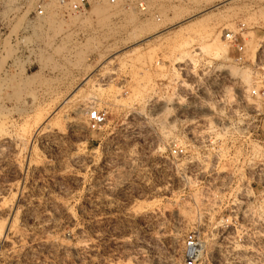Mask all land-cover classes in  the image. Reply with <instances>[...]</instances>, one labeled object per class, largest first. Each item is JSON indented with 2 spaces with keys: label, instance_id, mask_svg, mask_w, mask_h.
<instances>
[{
  "label": "rangeland",
  "instance_id": "1",
  "mask_svg": "<svg viewBox=\"0 0 264 264\" xmlns=\"http://www.w3.org/2000/svg\"><path fill=\"white\" fill-rule=\"evenodd\" d=\"M90 1L0 0V263L264 264V0Z\"/></svg>",
  "mask_w": 264,
  "mask_h": 264
},
{
  "label": "built area",
  "instance_id": "2",
  "mask_svg": "<svg viewBox=\"0 0 264 264\" xmlns=\"http://www.w3.org/2000/svg\"><path fill=\"white\" fill-rule=\"evenodd\" d=\"M59 5L62 7H69V11H71L75 15H86L91 8V1L90 0H78L76 4L71 6V0H56ZM111 5L118 4V0H105ZM159 0H125L126 4L133 8L134 10L138 11L143 16H156V5ZM45 9L41 5L39 6V15L44 16ZM244 28V25H243ZM241 27V30L243 29ZM224 38L227 42L232 44L240 54L244 52V46L238 43L237 35L234 31L226 30L224 32ZM243 57L240 56L239 60H242ZM252 96L255 98H260L264 100V87L262 88H255L252 90ZM89 121L91 123L92 129H98L101 125H103L106 121L105 114L101 111L94 109L91 110L89 113ZM174 155H179L183 153L180 149H174ZM262 202H264V188L261 192ZM204 244L199 234L193 233L189 234L184 242V264H205L203 261V252H204ZM6 264V263H0Z\"/></svg>",
  "mask_w": 264,
  "mask_h": 264
},
{
  "label": "bare ground",
  "instance_id": "3",
  "mask_svg": "<svg viewBox=\"0 0 264 264\" xmlns=\"http://www.w3.org/2000/svg\"><path fill=\"white\" fill-rule=\"evenodd\" d=\"M54 1H56V0H54ZM56 3H57V1H56ZM51 5H52V4H51ZM52 7H53V5H52ZM126 14H127V13H126ZM129 15H130V14H129ZM129 15H128V18H129L128 21H129V22H134V18L131 17V15H130V16H129ZM148 28H149V27H148ZM142 29L145 30V29H146V26H145V27H142ZM146 30H147V29H146ZM146 30H145V31H146ZM141 31H142V30H141ZM179 58H180V57H179ZM252 103H253V102H252ZM242 209H243V208H242ZM246 211H247V210H246ZM243 213H244V215H245V213H246V212L244 211V209H243ZM224 235H225V233H224ZM229 235H230V234L227 233V239L229 238ZM223 237H226V236H223ZM224 240H225V239H224Z\"/></svg>",
  "mask_w": 264,
  "mask_h": 264
}]
</instances>
